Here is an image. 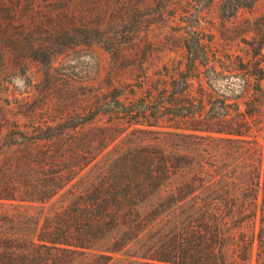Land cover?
I'll use <instances>...</instances> for the list:
<instances>
[{
  "label": "trees",
  "instance_id": "obj_1",
  "mask_svg": "<svg viewBox=\"0 0 264 264\" xmlns=\"http://www.w3.org/2000/svg\"><path fill=\"white\" fill-rule=\"evenodd\" d=\"M77 1L42 0L47 5L46 12H37L30 26L22 16L13 28L20 35L35 29V33L45 37L40 41L47 40L42 45L49 47L44 61L48 69L59 54L70 48L98 43L117 57L119 49L130 41L124 34H117L115 27L114 33L109 31L113 23L109 19H85L81 11L80 15L71 11ZM36 3L33 0V6ZM19 43L18 39L16 45ZM33 47L31 42L34 50ZM255 71L249 73L253 83L244 80L243 110L239 103L213 101V109L219 103L222 113L214 111L205 117L199 112L189 126L184 121L174 127L179 131H154L161 136L157 139L163 141L162 146L153 150L134 148L122 154L123 161L114 159L109 180L103 175L110 181L104 192L92 185L83 194H73L67 210L75 221L76 232L70 240L68 225L56 227L55 232L51 226L43 225L27 237L4 233L6 225L11 227L20 221L6 208L45 202L77 177L78 170L90 162L86 161L91 144L75 145L76 133L94 129L91 123L100 112L116 108V93L121 87L97 95L84 109L79 104L70 106L68 112L57 117V122H45L44 126L38 121L29 126L14 123V128L5 133L0 129V264H57L66 255L72 258L77 252L90 251L95 230L101 236L105 227L117 226V222L132 231L129 241L125 246L94 252L95 262L90 264L120 261V257L126 260L124 264H264V161L250 164L240 178L235 170L248 151L243 137L249 132L256 111L264 109V68L257 67ZM173 84L177 86L178 80ZM180 95L177 90L173 95H157V99L149 90L139 99V106L135 101L124 106V121L155 127L165 111L175 116ZM108 136L104 132L98 141L104 142ZM169 137L177 138L178 143L168 144ZM167 146L175 152L168 151ZM208 166L213 168L211 173ZM186 173V179L172 186V178ZM90 188L95 193L88 197ZM159 189L164 195L158 202H143L151 190ZM127 245L136 250L125 253ZM112 253L120 257L114 258Z\"/></svg>",
  "mask_w": 264,
  "mask_h": 264
},
{
  "label": "rangeland",
  "instance_id": "obj_2",
  "mask_svg": "<svg viewBox=\"0 0 264 264\" xmlns=\"http://www.w3.org/2000/svg\"><path fill=\"white\" fill-rule=\"evenodd\" d=\"M32 3L33 0H0V129L3 133L14 128V123L29 126L38 121L44 126L45 122H57V117L68 112L70 106L79 104L84 109L97 95L114 87L121 88L116 93L119 94L116 108L100 112L91 123L94 129L89 127L76 133L75 145L91 144L86 167L78 170L77 177L51 199L7 207L8 213L20 221L11 227L6 225L4 233L27 237L43 225L51 226L54 232L56 227L68 225L70 240L76 232L75 221L67 210L73 194L78 191L83 194L92 185L103 191L115 168L114 159L123 161V153L134 148L153 150L162 146L163 141L157 139L161 136L154 131H179L174 127L184 121L190 124L199 112L205 117L214 111L222 113L219 103L213 109V101L225 99L226 103H239L243 110L244 80L253 83L249 73L257 67L264 68V0H78L76 6L70 7L71 11L79 15L81 11L85 19H109L113 22L109 31L114 33L112 27H115L117 34H124L130 41L119 49L117 57L98 43L70 48L59 54L49 69L44 62L49 47L42 45L47 40L40 41L45 37L35 33V29L25 30V35L13 29L22 16L30 26L37 12L47 10L42 0H37L34 6ZM18 39L21 43L17 46ZM174 80H178L177 86ZM261 83L264 85V78ZM149 90L155 97L180 91L182 99L175 103L178 108L175 116L165 111L155 127L125 123L124 106L134 101L139 106V99ZM254 116L249 132L243 137L247 155L235 167L239 178L250 164H257L259 159L264 161V109L256 111ZM104 132L109 133V139L98 141ZM169 140L168 144L178 143L175 137ZM167 150L173 152L174 148L167 146ZM212 169L208 166L209 173ZM188 175L177 174L172 178V186ZM94 188H90L88 197L94 196ZM150 192L143 201L147 204L158 202L164 195L160 189ZM141 197H145V192ZM118 223L105 227L101 236L95 230L96 239L92 237L90 251L77 252L72 258L66 255L57 264H90L94 252L125 246L132 231ZM123 250L132 253L136 247L127 245ZM111 255L120 257L117 253ZM125 262L120 257V261L110 260L106 264Z\"/></svg>",
  "mask_w": 264,
  "mask_h": 264
}]
</instances>
